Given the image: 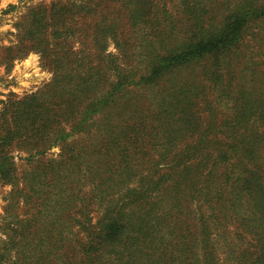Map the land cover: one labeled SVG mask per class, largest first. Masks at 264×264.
Here are the masks:
<instances>
[{"label": "trees", "instance_id": "obj_1", "mask_svg": "<svg viewBox=\"0 0 264 264\" xmlns=\"http://www.w3.org/2000/svg\"><path fill=\"white\" fill-rule=\"evenodd\" d=\"M16 48L53 77L0 111L11 264H264V0H57Z\"/></svg>", "mask_w": 264, "mask_h": 264}, {"label": "rangeland", "instance_id": "obj_2", "mask_svg": "<svg viewBox=\"0 0 264 264\" xmlns=\"http://www.w3.org/2000/svg\"><path fill=\"white\" fill-rule=\"evenodd\" d=\"M54 1L57 0H0V111L5 106V102L36 93L53 77V73L43 65L40 55L34 52L11 60L9 66L1 64V61L6 56V48H13L12 53H16V45L29 23V15L32 11ZM109 51L116 52L113 45L109 46ZM60 152L59 147L52 149L45 160L57 158ZM13 156L22 177L25 171H30L31 167L37 165L38 158L34 163L27 161L28 154L25 152L15 151ZM24 186L26 182L20 178L19 189ZM12 189V185L2 184L0 181V255L7 254L5 264L14 261L15 252H6L4 244L13 235L17 220L20 223H27L34 213V208L23 203L24 196L21 193H12ZM26 191H29V188ZM17 200L19 202L16 204ZM235 229L232 225L228 228L231 238L235 234Z\"/></svg>", "mask_w": 264, "mask_h": 264}]
</instances>
